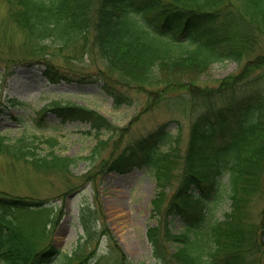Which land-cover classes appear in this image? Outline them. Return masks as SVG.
Listing matches in <instances>:
<instances>
[{"label": "trees", "instance_id": "obj_1", "mask_svg": "<svg viewBox=\"0 0 264 264\" xmlns=\"http://www.w3.org/2000/svg\"><path fill=\"white\" fill-rule=\"evenodd\" d=\"M4 1L8 19L24 35L22 46L14 48L18 54L7 63L39 64L55 83L56 61L94 50L136 87H163V93L179 89L191 101L199 99L201 110L190 122L182 155L179 133L173 137L163 123L102 168L120 175L133 169L153 174L155 225L147 228L146 238L156 264H250L264 237V52L259 50L264 0ZM5 30L0 22V34ZM243 60L237 73L215 88L182 77L187 68L197 74L216 62ZM106 90L115 107L125 103ZM51 110L88 123L97 135L114 129L85 107ZM2 155L44 173L68 172L73 163L54 152L39 157L25 140L11 142L0 135ZM224 202L228 211H221ZM255 203L261 204L256 220ZM59 213L51 200L0 190V264H134L111 236L98 197L78 209L80 232L71 252L53 240Z\"/></svg>", "mask_w": 264, "mask_h": 264}, {"label": "rangeland", "instance_id": "obj_2", "mask_svg": "<svg viewBox=\"0 0 264 264\" xmlns=\"http://www.w3.org/2000/svg\"><path fill=\"white\" fill-rule=\"evenodd\" d=\"M7 13L5 1L0 0V22L6 25L5 32L0 34L3 50L0 53V135L11 142L25 140L26 147L32 148V153L39 157L54 152L72 159L73 163L68 172L44 173L33 170L22 159L2 155L0 190L12 196L57 203L59 224L55 227L53 240L64 252H71L80 232L77 222L79 207L98 197L108 230L127 258L134 264H156L146 238L147 228L155 225L151 211V200L156 191L153 174L137 169L122 175L108 173L102 163L163 123L168 124L173 137L179 133L182 155L190 122L201 110L199 99L191 101L179 89L163 93V87H136L126 82L119 72L108 68L94 50L76 59H64L67 60L65 63L61 59L56 61L55 83L44 76V67L39 64L7 63L5 59L15 58L18 52L14 48L22 46L24 41L23 33L8 19ZM93 34L94 30H90L89 37ZM259 50L264 52V34ZM242 62L244 60L241 63L216 62L197 74L187 68L182 77L190 75L196 86L215 88L220 80L237 73ZM106 89L124 98L125 103L115 107ZM149 90L157 94L145 92ZM13 100L20 105L11 106ZM67 104L95 111L114 129L110 132L101 130L97 135L88 123L59 117L51 110ZM51 140L56 144L46 142ZM99 141L102 145L98 144ZM228 206L224 202L221 211H228ZM260 208L261 204L255 203L252 209L254 220ZM221 215L220 212L218 216ZM176 222L181 221L177 219ZM104 239L101 240L102 249L107 244ZM262 244V248L251 257L250 264H264V237Z\"/></svg>", "mask_w": 264, "mask_h": 264}]
</instances>
